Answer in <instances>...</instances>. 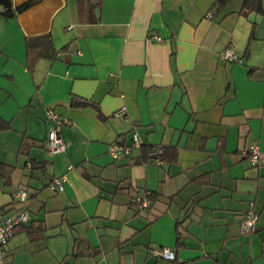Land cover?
Here are the masks:
<instances>
[{"label": "crops", "instance_id": "crops-1", "mask_svg": "<svg viewBox=\"0 0 264 264\" xmlns=\"http://www.w3.org/2000/svg\"><path fill=\"white\" fill-rule=\"evenodd\" d=\"M24 1L0 3V206L28 213L5 263L264 264V0L247 12L243 0H40L5 14ZM46 32L53 54L30 68L26 38ZM49 106L69 120L63 151L46 145ZM134 131L142 144L114 157ZM59 175L62 191L49 186Z\"/></svg>", "mask_w": 264, "mask_h": 264}, {"label": "built area", "instance_id": "built-area-1", "mask_svg": "<svg viewBox=\"0 0 264 264\" xmlns=\"http://www.w3.org/2000/svg\"><path fill=\"white\" fill-rule=\"evenodd\" d=\"M210 15V13H209ZM156 39H161V36L155 34ZM223 56L229 59L242 61L239 56L230 48L225 49L222 52ZM122 112V110H120ZM120 113V112H119ZM46 118L53 121V125L49 128L48 136L46 140L47 148L50 152L63 151L66 148L65 140L62 136V127L69 123V120L61 116L53 107H47L45 110ZM142 144V139L138 131L132 133L131 142L129 143H119L113 142L109 146V152L114 156L118 157L121 154L129 153L133 146H140ZM249 157L251 163L256 165L261 161V151L257 144H253L249 147ZM151 152L154 155V161L157 163H162L164 161L162 154L164 152V146L162 144H153L151 146ZM67 178L66 175L54 176L49 183L50 188L62 191L65 188V182ZM16 195L20 199H25L29 196V190L25 187L19 188ZM138 208H144L152 203V199L144 196L137 197ZM28 213L26 210H21L16 213H6L2 210L0 206V264L5 263V246L10 240L11 236L14 234L15 228L18 224L27 221ZM258 219V213L254 209L253 203L250 202L248 209L243 214V220L241 223V228L245 232H250L255 230L256 222ZM153 253L156 256L163 258L173 259L176 256L175 250L170 246H155L153 248Z\"/></svg>", "mask_w": 264, "mask_h": 264}, {"label": "trees", "instance_id": "trees-1", "mask_svg": "<svg viewBox=\"0 0 264 264\" xmlns=\"http://www.w3.org/2000/svg\"><path fill=\"white\" fill-rule=\"evenodd\" d=\"M40 0H25L16 6L15 9L6 11V15H15L17 12L23 11L30 6L36 4ZM226 0H217V2L224 3ZM245 12L249 10L261 11V0H243L242 7ZM27 59L30 68H33L36 61L39 57L43 55H52L53 54V38L51 33L46 32L34 36H27ZM86 102V101H82ZM9 126V122L0 116V129L7 128ZM1 166V163H0ZM153 197V196H152Z\"/></svg>", "mask_w": 264, "mask_h": 264}, {"label": "water", "instance_id": "water-1", "mask_svg": "<svg viewBox=\"0 0 264 264\" xmlns=\"http://www.w3.org/2000/svg\"><path fill=\"white\" fill-rule=\"evenodd\" d=\"M5 2V0H0V3H4Z\"/></svg>", "mask_w": 264, "mask_h": 264}]
</instances>
